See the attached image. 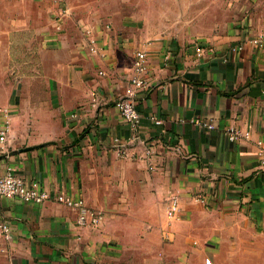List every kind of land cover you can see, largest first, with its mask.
Segmentation results:
<instances>
[{
    "label": "crops",
    "instance_id": "0c3cea01",
    "mask_svg": "<svg viewBox=\"0 0 264 264\" xmlns=\"http://www.w3.org/2000/svg\"><path fill=\"white\" fill-rule=\"evenodd\" d=\"M56 1L0 0V129L3 109L9 124L0 176L11 168L104 218L85 228L55 199H1L0 264H264V49H232L264 27L177 40L78 25ZM91 26L100 54L90 51ZM18 44L34 50V74L13 69L28 65L14 61ZM139 51L149 83L137 93L139 136L152 146L153 169L114 104ZM172 195L180 208L171 219Z\"/></svg>",
    "mask_w": 264,
    "mask_h": 264
},
{
    "label": "rangeland",
    "instance_id": "374dc122",
    "mask_svg": "<svg viewBox=\"0 0 264 264\" xmlns=\"http://www.w3.org/2000/svg\"><path fill=\"white\" fill-rule=\"evenodd\" d=\"M62 10L109 29H144L150 36L177 40L211 41L224 38L230 31L264 27V0H57ZM85 14V15H83ZM88 16V18H85ZM83 17V18H82ZM91 26V27H93ZM93 27V28H94ZM133 28V30H132ZM14 61L26 57V63L14 66L23 74H34V50L14 46ZM14 74L16 71H13ZM35 92V91H33Z\"/></svg>",
    "mask_w": 264,
    "mask_h": 264
},
{
    "label": "built area",
    "instance_id": "2783aa9c",
    "mask_svg": "<svg viewBox=\"0 0 264 264\" xmlns=\"http://www.w3.org/2000/svg\"><path fill=\"white\" fill-rule=\"evenodd\" d=\"M85 34L90 51L93 54H100L101 48L98 44V37L94 28H87L85 30ZM247 45L257 49H264V30L258 31L255 35L243 38L240 43L232 49L234 51H240ZM197 52L200 55L202 48H197ZM101 74H103V72H101ZM147 74V55L145 52L139 51L135 55L133 61V73L127 87L125 88V92L122 96L115 100L114 104L124 120L129 124L133 132V139L144 146V157L149 168L153 169L155 166V155L152 150V146L147 145V142L139 136L141 119L137 108L138 91L149 86ZM96 100L97 99L94 98L93 103H96ZM2 114L4 115V119H6V121L5 125L0 129V141L5 142L9 133L8 111L3 109ZM194 121L209 130L214 128L212 122H206L200 119H195ZM238 136L239 132H233L230 139L235 140ZM116 144L117 145L114 147V150L117 155L124 157L127 154V147L125 143L116 139ZM260 160L264 167V149L260 153ZM195 198L200 202H205V198L201 194H197ZM1 199H16L25 203L34 204H42L50 199H55L56 201L74 209L77 212V225L85 228L99 227L104 218V214L101 211L88 207L83 198H76L65 193H53L49 190L42 189L37 183L27 181L26 179L15 175L11 168H9L4 175L0 176V201ZM179 208V197L177 195H172L169 199L167 207V216L171 219L175 218L179 212ZM1 228L4 233L8 232L6 225H2Z\"/></svg>",
    "mask_w": 264,
    "mask_h": 264
}]
</instances>
